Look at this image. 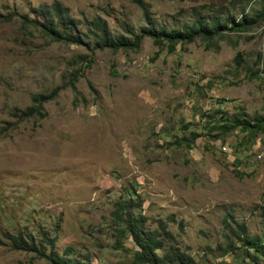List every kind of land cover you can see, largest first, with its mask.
<instances>
[{
	"label": "rangeland",
	"instance_id": "374dc122",
	"mask_svg": "<svg viewBox=\"0 0 264 264\" xmlns=\"http://www.w3.org/2000/svg\"><path fill=\"white\" fill-rule=\"evenodd\" d=\"M54 1L81 30L100 17L112 36L125 35L123 24L139 34L150 27L182 30L222 13L238 21L264 4L0 0V12L30 15ZM37 35L24 38L15 18L0 22V130L9 129L0 137V240L8 232L37 241L45 232L60 255L71 247L89 264H136V247L130 238L119 247L111 221L114 203L132 189L146 228L165 224L172 246L195 264H264L247 258L250 251L226 230L236 222L249 236L264 237V133L213 129L224 112L264 119V17L246 32L172 49L144 38L136 51L91 53ZM80 59L92 63L87 68ZM72 70L84 72L77 93L62 90L44 105L45 119L18 123L10 116L33 95L61 86ZM190 132L199 136L192 149L170 145ZM0 264L49 263L0 245Z\"/></svg>",
	"mask_w": 264,
	"mask_h": 264
},
{
	"label": "trees",
	"instance_id": "16d2710c",
	"mask_svg": "<svg viewBox=\"0 0 264 264\" xmlns=\"http://www.w3.org/2000/svg\"><path fill=\"white\" fill-rule=\"evenodd\" d=\"M30 12V15L7 14L5 16L0 12V22L10 23L15 18L19 24V32L24 38L34 39L38 34L37 36L50 40L52 43L84 46L87 51L93 53L103 50L136 51L140 48L144 38L152 39L159 48L166 43L168 48L172 49L177 44L192 43L197 38L211 41L224 32H246L263 19L264 4L256 15H247L242 12L238 21L233 16L222 13L214 18L194 20L190 26L182 30L167 31L150 27L142 28L139 34H135L132 28L123 24L125 35L120 36H112L106 21L100 17L94 18L85 26V30H81V22L71 18L68 9L58 1L49 5H39L32 8ZM223 14L224 18H222ZM91 63L90 59H80L77 64H84L88 68ZM77 64L72 62V65ZM83 74V71L72 70L69 75H63L61 86L55 87L46 95H33L29 106L22 110L12 109L10 116L18 123L45 119L44 105L55 100L64 89L69 88L76 94V83ZM245 117L243 113L237 116L226 112L221 113L219 120H215L213 129H217L224 135L236 129L246 132L251 137L264 133L263 118L255 116L252 121H249ZM8 130V128L1 129L0 137L4 136ZM198 137V134L190 132L189 138L182 137L170 145L190 150ZM137 200L138 197L132 189H127L125 195L114 203L111 221L119 247H121V240L130 238L137 249L133 252V261L136 264H195L189 255L172 246L174 238L167 231L165 224L160 223L156 230L146 228V218L136 212L140 207ZM170 220L173 221V218L171 217ZM235 226L236 228L233 229L229 223H226V230L243 244L245 251H250L246 254L247 258L250 257L252 262L260 258L264 260V237L249 236L245 226L241 223L235 222ZM262 235L264 236V221ZM1 236L0 245L11 251L31 253L36 259H43L49 264H89L87 261L75 258L71 247L66 248L61 255L58 254L55 251V238L45 232L39 234L37 241L33 236L23 233L4 232ZM166 246L167 250H165ZM159 252L162 254L159 255Z\"/></svg>",
	"mask_w": 264,
	"mask_h": 264
}]
</instances>
